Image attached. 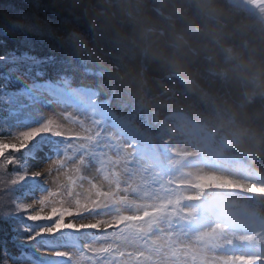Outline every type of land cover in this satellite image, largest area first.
I'll return each instance as SVG.
<instances>
[{"label":"clouds","instance_id":"9594fccd","mask_svg":"<svg viewBox=\"0 0 264 264\" xmlns=\"http://www.w3.org/2000/svg\"><path fill=\"white\" fill-rule=\"evenodd\" d=\"M94 39L74 56L99 69L113 106L142 115L155 138L183 146L193 174L264 184V3L254 0H83ZM207 227L253 234L264 256V197L209 188Z\"/></svg>","mask_w":264,"mask_h":264},{"label":"snow or ice","instance_id":"6c2138e0","mask_svg":"<svg viewBox=\"0 0 264 264\" xmlns=\"http://www.w3.org/2000/svg\"><path fill=\"white\" fill-rule=\"evenodd\" d=\"M254 2L264 3V0H254ZM69 119L72 118L69 117ZM93 123L97 127L103 128V134L94 127H84V121L77 124L76 120H72V124L77 127L62 128L48 119L39 127L15 134L12 137L14 142H5L0 139V198L11 197L17 212L26 213L32 204L39 205V210H34V214L24 217V219L33 222L31 225H24V231L29 233L25 242H31V248L39 251L41 246H46L53 257L67 258L68 264H79V260L85 259L87 250H91L93 253L89 264H153L151 255H136L135 258H132L130 254H125L123 247L129 242L140 243L147 247L150 253L157 255L166 249L169 264H189V262L190 264H264V256L257 254L209 257L210 250L234 248L238 244H251L258 242L257 237L247 234L238 239L228 238L223 234L219 225L213 226L210 230L192 232L188 225L194 212L180 208L183 198L180 196L153 203L143 213L132 217L115 216L110 221L89 219L95 208L81 201L75 195L72 191L73 185L81 178L86 163L90 159H95L98 152L105 156L102 163H107L109 166L131 162L128 152H121L120 146L114 141L113 134L106 131L109 125L126 134L136 131L127 120L120 119L118 116L115 117L114 124L111 121L102 123L97 120H94ZM42 133L62 137L69 144L74 141L72 147L75 158L70 161L66 155L61 154L48 159L43 163V166L37 164L33 168L23 156L14 155L22 153ZM112 146H115L117 150L116 159L107 157L103 152L104 147ZM41 160H43L42 154ZM10 165L16 166L11 172L8 171ZM53 172L58 175L50 184L49 177ZM108 176L109 172H105L104 178L107 179ZM198 176H214L227 181V183L210 184L203 189L194 188L193 193L188 194L190 200H199L209 188L264 197V184H253L248 180H240L223 173H200ZM61 179L65 181L63 184L59 183ZM195 182L193 179L192 183L195 184ZM92 187L96 188V184L92 183ZM134 190H138V187H134ZM37 192L40 193L38 199L27 203L28 196L35 195ZM97 194L102 195L99 191ZM97 203V201L92 202L93 205ZM46 209L47 211H45ZM164 216H167L169 227L174 228L175 231L170 233L163 242L148 241L146 234L150 231L151 225L155 223L156 218ZM39 221L49 223H37ZM101 225L104 227L101 228ZM113 226L118 227L116 230L108 232V229ZM93 230L103 232V235H93ZM65 232L83 233L89 237L88 242L83 243L82 248L78 247L75 253L71 250L60 251L59 249L65 248V246L61 245L58 237ZM57 233L59 236L56 235ZM117 254L121 259H116ZM77 256H79V260H76ZM50 261L48 256H36L33 264H50ZM12 264H18V261L14 260Z\"/></svg>","mask_w":264,"mask_h":264},{"label":"trees","instance_id":"16d2710c","mask_svg":"<svg viewBox=\"0 0 264 264\" xmlns=\"http://www.w3.org/2000/svg\"><path fill=\"white\" fill-rule=\"evenodd\" d=\"M73 32L82 33L90 41L94 39L83 0H0V88L10 90L21 82L20 74L11 66L25 71L20 65H12L25 55L47 62L42 67L45 72L53 69L58 74L73 76L76 71L87 70L91 77L82 81L94 87L101 100L120 116H135L143 129L154 132L155 128L142 115L127 107L113 106L112 99L99 87L103 80L99 69L74 56ZM210 184L214 183L205 182L204 188ZM15 233L9 221L0 218V264H4V254L15 252L11 242Z\"/></svg>","mask_w":264,"mask_h":264},{"label":"rangeland","instance_id":"374dc122","mask_svg":"<svg viewBox=\"0 0 264 264\" xmlns=\"http://www.w3.org/2000/svg\"><path fill=\"white\" fill-rule=\"evenodd\" d=\"M23 115H25L26 117L30 118V112L29 111H22V114H18L12 117L13 120H17V121H22L23 119ZM64 114L63 116L60 115V117L58 115H55L54 110L51 108L48 109H39L38 112H34L31 113V120L33 123V127H39L41 126L43 123H45L48 119H51L54 124L62 127V128H68V127H77L72 126L70 124H67L68 122L64 119ZM30 129V127H25V128H20V131L17 130V132H15L16 134H18L19 132H22L24 130H28ZM48 134V133H45ZM5 142H14L13 139H3ZM75 142L73 141L72 144H74ZM71 144V145H72ZM30 145V144H29ZM54 151V150H52ZM7 155V153H6ZM14 155H17V153H15ZM190 157V156H189ZM177 162H178V168L183 171L186 172L188 174V176L191 178V180L199 178V177H207V176H198L196 174H193L190 170V168L188 167V165L183 166L184 164V160L181 157L177 158ZM37 164L39 166H43V164L40 163H31L30 166H33V168H35L37 166ZM185 167V168H182ZM16 166L15 165H10L8 168V171L11 172L13 169H15ZM184 169V170H183ZM214 173V172H213ZM58 174L56 172H53L52 175L49 177V182L51 184V182L53 180H55L56 176ZM211 177L215 183L217 184H225L227 183V181H224L222 179L216 178L214 176H209ZM65 181L64 179H61L59 181V183L63 184ZM92 183L96 184V188L92 187ZM132 187H135L134 184L130 185ZM129 186V187H130ZM106 187V183L102 180L100 174L98 172H96L93 168H85V170L81 173V178L77 180L76 184L73 185L72 191L75 193V195L83 202L89 204L90 206L95 208L94 213H92L89 216V219H103V220H109L110 217H103L99 212L100 209L103 207L108 206V201H109V197H107L106 195H103V191L105 190ZM97 191H99V193H101L102 195H98ZM93 201H97L98 203L93 205L92 202ZM29 203V202H27ZM32 203V202H30ZM36 204H32V207L29 208L27 211L28 212H17L15 204L12 201V198H0V218H4L5 220L9 221V224L12 225V231L15 230V234L18 235V233H25L24 231V222L29 223L30 225L33 223L31 221H28L26 219H24V217H26V215L28 214H34V210H36ZM47 211V209L45 210ZM93 214L96 215V217H93ZM104 225H101V228H103ZM156 241L158 242H163L161 239L155 238ZM14 242H17V240H13ZM3 263L4 264H12V262L8 259V257L4 254L3 255Z\"/></svg>","mask_w":264,"mask_h":264}]
</instances>
